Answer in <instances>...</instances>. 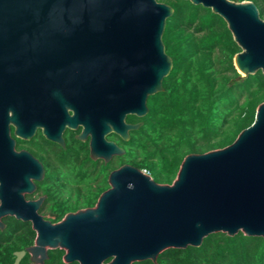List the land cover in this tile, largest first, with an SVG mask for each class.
I'll use <instances>...</instances> for the list:
<instances>
[{
	"label": "water",
	"instance_id": "95a60500",
	"mask_svg": "<svg viewBox=\"0 0 264 264\" xmlns=\"http://www.w3.org/2000/svg\"><path fill=\"white\" fill-rule=\"evenodd\" d=\"M190 1L226 20L241 47L239 79L264 73V18L254 1ZM173 12L159 0H0V227L8 214L31 220L37 238L28 250L41 254L36 261L60 247L66 262H156L163 250L199 246L214 232L264 237V101L231 144L187 154L172 183L125 164L111 172L94 207L57 223L29 209L38 203L21 193L33 185L22 172L23 153L13 149L7 105L41 97L74 124L70 104L86 126L127 139L139 124L126 116L147 114L149 95L163 90L173 66L162 38ZM100 146L107 159L123 151L103 136ZM15 253L18 264L25 251Z\"/></svg>",
	"mask_w": 264,
	"mask_h": 264
},
{
	"label": "trees",
	"instance_id": "16d2710c",
	"mask_svg": "<svg viewBox=\"0 0 264 264\" xmlns=\"http://www.w3.org/2000/svg\"><path fill=\"white\" fill-rule=\"evenodd\" d=\"M159 1L174 9L162 36L173 66L163 79V90L148 97V112L141 117L143 125L136 134L146 153L138 166L157 182L172 183L187 154L225 147L253 123L264 101V73L258 70L238 78L234 57L241 47L226 20L212 8L190 0ZM252 1L264 18V0ZM105 187L91 190L74 204L59 201L60 214L55 220L66 212L95 205ZM5 222L6 227L0 228V264H13L14 252L32 244L35 232L14 216ZM65 252L60 247L50 249L43 264H80L64 261ZM19 264L41 263L26 255ZM132 264H264V237L242 231L235 235L214 232L199 246L167 248L156 262L145 259Z\"/></svg>",
	"mask_w": 264,
	"mask_h": 264
},
{
	"label": "flooded vegetation",
	"instance_id": "af4514ba",
	"mask_svg": "<svg viewBox=\"0 0 264 264\" xmlns=\"http://www.w3.org/2000/svg\"><path fill=\"white\" fill-rule=\"evenodd\" d=\"M64 107L68 116L76 114L74 124H70L63 116H60L58 106L53 103H44L41 97L25 96L20 105L17 103L7 105L9 116L7 125L9 135L14 141L13 149L15 152L23 153L22 172L33 185V187L26 186L21 193L26 202L38 203L37 206H28L29 209H33L52 223L61 221L70 212L94 207L97 203L66 212L62 219L56 221L57 215L60 214L59 201L64 200L66 204H74L77 198L82 199L90 195L91 190L98 191L100 187L107 184V187L100 192L99 199L100 195L110 187L109 176L112 171L125 164L139 168L138 164L146 156L144 145L142 141H138L136 135L143 125L141 117L144 115L128 114L126 116L127 123L139 124V126L129 129L128 138L125 139L115 131L102 134V130L96 129L92 124L86 126L82 121V111L78 109L76 112L70 104ZM102 136L107 141L114 142L123 151L112 153L107 159L101 153L100 138ZM93 142L94 146H97L96 149ZM126 155L130 158H126ZM8 216L14 215L8 214L1 217L4 223L1 229L6 227L5 219ZM20 220L30 225L35 236L32 244L15 252L24 250L25 253L21 259L28 255L30 260L41 263L35 260V257L41 258V254L34 256L28 250L36 243L37 230L31 220ZM16 258L15 253V260Z\"/></svg>",
	"mask_w": 264,
	"mask_h": 264
},
{
	"label": "built area",
	"instance_id": "2783aa9c",
	"mask_svg": "<svg viewBox=\"0 0 264 264\" xmlns=\"http://www.w3.org/2000/svg\"><path fill=\"white\" fill-rule=\"evenodd\" d=\"M143 171L149 174L148 170H146V169H143Z\"/></svg>",
	"mask_w": 264,
	"mask_h": 264
}]
</instances>
